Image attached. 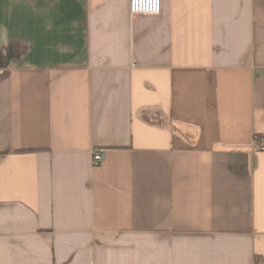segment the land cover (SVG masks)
Here are the masks:
<instances>
[{"label": "crops", "instance_id": "crops-1", "mask_svg": "<svg viewBox=\"0 0 264 264\" xmlns=\"http://www.w3.org/2000/svg\"><path fill=\"white\" fill-rule=\"evenodd\" d=\"M262 139L264 0H0V264H264Z\"/></svg>", "mask_w": 264, "mask_h": 264}, {"label": "built area", "instance_id": "built-area-1", "mask_svg": "<svg viewBox=\"0 0 264 264\" xmlns=\"http://www.w3.org/2000/svg\"><path fill=\"white\" fill-rule=\"evenodd\" d=\"M129 9L131 15H155L162 9V0H129ZM264 146V139L261 140ZM105 148H99L93 152L92 164L99 166L105 156Z\"/></svg>", "mask_w": 264, "mask_h": 264}]
</instances>
